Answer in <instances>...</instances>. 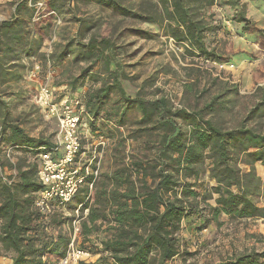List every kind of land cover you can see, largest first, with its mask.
<instances>
[{
	"label": "trees",
	"instance_id": "trees-1",
	"mask_svg": "<svg viewBox=\"0 0 264 264\" xmlns=\"http://www.w3.org/2000/svg\"><path fill=\"white\" fill-rule=\"evenodd\" d=\"M37 1L44 3L47 16L74 0H17L13 16L0 22V163L15 173L10 184L0 178V260L4 264H58L76 211L84 241L90 243L91 237L104 234L93 248L98 255L94 264H169L179 254L180 232L188 218L201 223L199 231L220 216L264 218V208L256 204L264 200V179L255 168L259 165L264 173V87L254 88L249 106L234 110L238 88L213 76L210 67V63L228 64V58L220 56L209 40L220 31L230 37L253 35L257 50L264 52V29L247 17L252 8L264 18V0H77L93 2L136 25L102 35L92 32L96 22L78 19L75 39L48 55L41 53L48 28L33 22L32 4ZM139 24L157 28L205 69L206 80L202 72H187L180 106L164 94L148 95L155 75L144 79L133 96L126 94L118 41L126 36L157 37L138 28ZM73 45L80 48L75 62L86 67L63 87V95H80L78 82L96 86L80 95L86 129L110 141V148L100 159L92 188L83 186L69 204L55 208L45 219L34 207L42 191L36 173L38 155L53 144L28 136L11 116L10 103L24 94L22 88L15 94L13 90L24 80L30 58L56 65ZM210 87L215 94H210ZM5 147L15 154L13 165L4 157ZM202 178L213 185L201 189ZM219 264H264V249Z\"/></svg>",
	"mask_w": 264,
	"mask_h": 264
},
{
	"label": "rangeland",
	"instance_id": "rangeland-1",
	"mask_svg": "<svg viewBox=\"0 0 264 264\" xmlns=\"http://www.w3.org/2000/svg\"><path fill=\"white\" fill-rule=\"evenodd\" d=\"M250 10L252 11L247 17L252 20L257 28L264 29V18L261 12L252 8ZM57 15L58 23L56 24L53 18L46 16L44 12L40 15L39 20L34 21L40 22L39 28H48L45 31V45L41 53L48 48L52 52L58 45H65L75 39L78 19H89L96 22V27L92 32H98L102 35L109 34L113 29L120 32L126 27L136 25L111 15L108 10H103L93 2L74 0L69 6L59 11ZM45 22L49 26L45 25ZM225 22L227 20L223 18V23ZM137 27L155 33L157 37L152 40H144L126 36L118 41L117 48L119 49L117 52L119 55L117 59L122 66L119 72H123L127 77L122 81L126 94L133 96L144 79L150 75H155V85L147 91L148 95L151 96L150 94L153 93L154 96L164 94L171 99L174 105L180 106L182 86L186 80L187 72H202L203 78L206 80L205 69L200 66V63H196L186 54H183L182 49L177 48L171 40H167L161 35L157 28L145 24H139ZM226 27L231 28L230 25H226ZM31 30L32 26L29 27V33ZM254 37L253 35H247L244 38L230 37L220 31L209 38L210 44L216 52L220 56L228 58V64L233 66L228 71L220 72L219 79L238 88L239 96L237 99L239 101L234 110L240 111V106H249L252 101L249 96L254 88L257 86L264 87V52L261 49L257 50ZM79 51L80 48L73 45L69 50V55L56 65H52L50 62L43 63L36 57L28 60L29 70L24 80L13 90L15 94L18 88H22L24 94L23 96H14L10 103L11 116L18 121L28 136L36 139L42 138L53 143L56 124L42 116L32 98L35 89L40 84H48L57 94L63 92V87L67 86L72 78L77 77L79 72L86 67L84 63L75 62V57ZM35 64L38 65L39 72L32 80L29 79L28 74ZM95 70L96 67L92 69V71ZM211 72L216 73L214 69H211ZM204 80L201 82V86L204 85ZM77 85V91L81 92L80 95L96 87L88 81L78 82ZM211 88L208 91L213 95L215 91ZM156 90L160 93L156 94ZM75 95H79L78 92ZM83 133L82 149L88 155L98 138L93 136L90 130ZM109 148L110 141L107 142L104 152L106 153ZM257 168L259 171V165ZM258 176L264 179L263 171L262 173L258 172ZM199 183L201 189L213 185V182L207 178H202ZM209 204L213 205V200H210ZM256 204L258 207L264 208L263 199L256 200ZM200 225L201 223L195 221L194 218H188L183 222L180 232V251L178 256L169 264H219L244 253L259 252L264 249V218L231 220L226 216H220L215 222H211L206 229L199 231ZM64 230H67V226H64ZM103 236L102 233L98 237L102 238ZM99 238L91 237L89 243L84 241L80 235L78 236V244L88 254L87 264H94L98 257L92 251L93 248L99 246ZM0 264H4V261L0 260Z\"/></svg>",
	"mask_w": 264,
	"mask_h": 264
},
{
	"label": "built area",
	"instance_id": "built-area-1",
	"mask_svg": "<svg viewBox=\"0 0 264 264\" xmlns=\"http://www.w3.org/2000/svg\"><path fill=\"white\" fill-rule=\"evenodd\" d=\"M32 6L36 9L34 22L39 20L45 11V5L37 1ZM47 16L52 17L55 24L58 23L56 13L50 12ZM225 24L229 25L228 22ZM43 53L48 55L50 48L45 49ZM210 67L216 72L212 73L213 76L217 77L220 72L233 68L232 65L217 63H210ZM38 72L39 67L35 64L28 74L29 79H35ZM63 92L57 94L48 84H40L32 98L42 116L56 124L52 148L41 151L38 155L36 178L42 185V191L37 194L34 207L45 219L55 208L63 209L69 204L83 186L92 188V182L98 175L100 159L107 146V141L100 137L88 155L84 151L81 152L83 132L87 131L85 107L79 95H63ZM3 153L9 164L13 165L15 163L13 150L5 147ZM14 175V171H7L0 163V178L3 183H12ZM88 179H91L90 183ZM78 220L76 211L75 219L71 223L69 243L58 264H81L88 257V254L77 246L80 234Z\"/></svg>",
	"mask_w": 264,
	"mask_h": 264
},
{
	"label": "crops",
	"instance_id": "crops-1",
	"mask_svg": "<svg viewBox=\"0 0 264 264\" xmlns=\"http://www.w3.org/2000/svg\"><path fill=\"white\" fill-rule=\"evenodd\" d=\"M17 0H0V22L2 21H6L9 20L14 13V6L13 4L16 2ZM212 11H214V9H212ZM256 171L257 174L262 173V167L259 166V171L256 165Z\"/></svg>",
	"mask_w": 264,
	"mask_h": 264
}]
</instances>
